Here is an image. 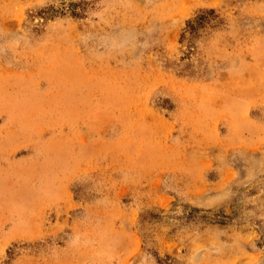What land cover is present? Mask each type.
<instances>
[{"label": "rangeland", "instance_id": "obj_1", "mask_svg": "<svg viewBox=\"0 0 264 264\" xmlns=\"http://www.w3.org/2000/svg\"><path fill=\"white\" fill-rule=\"evenodd\" d=\"M14 138L0 264H264V0H0Z\"/></svg>", "mask_w": 264, "mask_h": 264}, {"label": "crops", "instance_id": "obj_2", "mask_svg": "<svg viewBox=\"0 0 264 264\" xmlns=\"http://www.w3.org/2000/svg\"><path fill=\"white\" fill-rule=\"evenodd\" d=\"M22 141H23L22 139L15 140V138L10 143L6 142L5 140L0 141V176L6 178L7 176L6 174H11L16 169L22 168V166H24V163L22 161V154L19 155L18 157L11 158L12 152L20 145V143H22ZM20 148H22V146ZM24 228H25L24 234H26V236L35 234L38 231L37 225L35 227L31 225V227H24Z\"/></svg>", "mask_w": 264, "mask_h": 264}, {"label": "trees", "instance_id": "obj_3", "mask_svg": "<svg viewBox=\"0 0 264 264\" xmlns=\"http://www.w3.org/2000/svg\"><path fill=\"white\" fill-rule=\"evenodd\" d=\"M214 11V9H212V8H209V9H207V10H204V12H207V13H212ZM203 12V11H202ZM204 15H203V13H198V16H197V18L198 17H203ZM187 25H188V27L190 28V29H193L195 26H194V23H193V21H192V19H189V20H187ZM183 35H184V33L182 32V34H181V37H183Z\"/></svg>", "mask_w": 264, "mask_h": 264}]
</instances>
